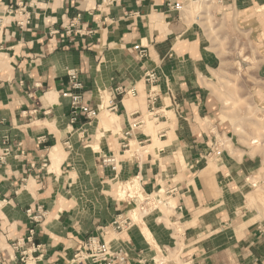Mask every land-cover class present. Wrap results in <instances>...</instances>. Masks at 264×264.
Here are the masks:
<instances>
[{"label":"crops","instance_id":"1","mask_svg":"<svg viewBox=\"0 0 264 264\" xmlns=\"http://www.w3.org/2000/svg\"><path fill=\"white\" fill-rule=\"evenodd\" d=\"M198 1L0 0V264H23L22 251L27 264H92L76 258L90 235L129 264H264L246 182L263 178V156L234 142L214 155L229 126L212 37L253 38L245 49L264 81V0ZM74 67L94 119H71ZM148 70L158 76L150 125ZM120 214L132 224L117 232Z\"/></svg>","mask_w":264,"mask_h":264},{"label":"rangeland","instance_id":"2","mask_svg":"<svg viewBox=\"0 0 264 264\" xmlns=\"http://www.w3.org/2000/svg\"><path fill=\"white\" fill-rule=\"evenodd\" d=\"M200 1L191 4L198 6ZM211 28L214 30L213 26ZM215 32L217 31H213L212 37H215L216 42L223 44V49L218 52L222 65L218 71L220 78L214 92L223 103L218 117L229 126L228 136L225 135L222 139V154L223 148L229 149L233 154L230 142H234L237 147L248 146L253 155H262L264 162V81L257 79L255 56L250 57V49H245L246 45L249 48L254 47L255 41L250 37L243 40L239 35L223 36ZM254 52L252 50L251 53ZM262 59L264 56L258 59L259 63ZM153 115L145 114L144 123L153 124ZM254 139L257 141L254 142ZM212 162H216V159ZM246 182L251 191L248 196L249 211L262 220L264 229V176L260 179L249 177ZM140 203L139 199L135 200L137 210L141 209ZM159 206L163 207V204ZM239 212L243 214V210Z\"/></svg>","mask_w":264,"mask_h":264},{"label":"built area","instance_id":"3","mask_svg":"<svg viewBox=\"0 0 264 264\" xmlns=\"http://www.w3.org/2000/svg\"><path fill=\"white\" fill-rule=\"evenodd\" d=\"M171 7L180 10L183 8V2H175L174 4L170 5ZM76 23H70L68 26L65 27L66 32H72L73 27H75ZM135 48L138 50L139 55L141 57H145L147 55V50L145 47H142L140 44L135 45ZM69 76V87L63 92V96L70 98L71 100V119L74 122L78 114L80 112L85 113L89 119H94L98 116L99 111L95 107H91L88 104L83 103V97L80 90L83 88V82L80 79V70L78 68H70L68 71ZM158 80L157 73L154 70H148L145 74V81L149 86L148 91V99L150 102V112L151 114H155V104L157 102V93L155 90V85ZM125 93H130L132 95L137 94L136 88H131ZM116 105L111 102V108H114ZM142 120L133 122L131 128H136L137 125L142 122ZM131 130L127 131V134H130ZM222 143H216L213 146L214 155L221 156ZM103 162L107 165H110L113 170L117 169V158L114 155H105L103 157ZM249 180V179H248ZM255 186V184H253ZM177 189L175 187L170 188L168 191L173 192ZM155 202L151 201V205H154ZM31 211L30 209L28 210ZM42 215H33V219L35 221L41 220ZM132 224V220L126 214L118 215L113 222L111 223L110 227L112 230L120 232L123 230L128 229ZM34 229H31V233L29 238H31ZM19 243H15L14 247H18ZM29 256L26 254L25 251H22L21 260L23 264H27ZM76 258L79 260H87L92 264H129L127 260L126 254L122 251L113 250L110 243L105 240L104 238H99L97 235H90L85 240L83 248L76 253Z\"/></svg>","mask_w":264,"mask_h":264},{"label":"bare ground","instance_id":"4","mask_svg":"<svg viewBox=\"0 0 264 264\" xmlns=\"http://www.w3.org/2000/svg\"><path fill=\"white\" fill-rule=\"evenodd\" d=\"M97 84V83H96ZM154 119V118H153ZM257 140L254 139V142H256Z\"/></svg>","mask_w":264,"mask_h":264}]
</instances>
